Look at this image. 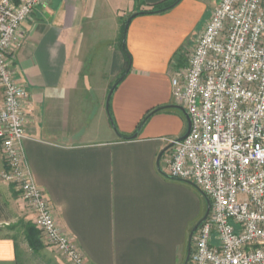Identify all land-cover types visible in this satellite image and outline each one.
Returning <instances> with one entry per match:
<instances>
[{"label":"crops","instance_id":"1","mask_svg":"<svg viewBox=\"0 0 264 264\" xmlns=\"http://www.w3.org/2000/svg\"><path fill=\"white\" fill-rule=\"evenodd\" d=\"M166 1L50 0L18 34L13 70L28 94L27 160L86 264H184L203 214L198 189L167 176L166 158L188 129L173 72L187 66L185 53L215 6L181 0L165 13L139 15L123 39L131 16ZM124 48L131 68L114 88ZM4 169L0 149V175ZM0 201L9 203L0 207V216L9 214L0 217V264H62L56 249L33 237L35 215L1 178ZM14 218L20 230L7 229Z\"/></svg>","mask_w":264,"mask_h":264},{"label":"built area","instance_id":"2","mask_svg":"<svg viewBox=\"0 0 264 264\" xmlns=\"http://www.w3.org/2000/svg\"><path fill=\"white\" fill-rule=\"evenodd\" d=\"M50 0H0L1 180L15 186L46 242L86 264L36 184L24 149V86L13 62L18 34ZM173 72L172 95L191 121L166 158L167 176L192 184L211 204L192 240L189 264H264V0H220Z\"/></svg>","mask_w":264,"mask_h":264},{"label":"trees","instance_id":"3","mask_svg":"<svg viewBox=\"0 0 264 264\" xmlns=\"http://www.w3.org/2000/svg\"><path fill=\"white\" fill-rule=\"evenodd\" d=\"M180 1H181V0H168V1L164 2V3L158 4V5L154 6V7H152L151 10H149V11H147V12H140V13H137V14L131 16V17L129 18V22H130L133 18H135V17H137V16H139V15H143V14H161V13H165V12H167V11L173 9V8H174V7L180 2ZM126 30H127V27L125 26V27H124V32H123V39L125 38ZM124 52H125V55H126V68H125L124 72L122 73L121 77L118 79L117 84H116V86H114V88L117 87V85H119V84L124 80V78H125L126 75L129 73L130 68H131V61H132L131 55L128 53V51H127L126 48H124ZM114 88H113V89H114ZM162 110H164V108H160V109H157V110H153V111H151V112H150V113L144 118V120L141 122L138 131L144 126V124L148 121V119H149L153 114H155V113H157V112H160V111H162ZM135 137H136V134H135L134 136H132V137H129V138H128V137H122V139H124V140H130V139H131V140H132V139H134ZM34 229H35V228L31 226V227L29 228V231L32 233L33 237L36 238V237H37V234L35 233Z\"/></svg>","mask_w":264,"mask_h":264},{"label":"rangeland","instance_id":"4","mask_svg":"<svg viewBox=\"0 0 264 264\" xmlns=\"http://www.w3.org/2000/svg\"><path fill=\"white\" fill-rule=\"evenodd\" d=\"M220 2V0H206V3H207V5L210 7V8H212V7H216L217 5H218V3ZM191 48V47H190ZM185 55H186V53H185ZM4 158V157H3ZM4 161H5V159H4ZM6 165V164H5ZM9 185V184H8ZM10 186H13V185H10ZM14 188H15V186H13ZM198 192H199V196H200V198H201V201H202V205H203V214H202V216H201V218L200 219H202L203 217H204V215H205V213H206V208H207V205H206V200H205V197L203 196V194L200 192V190H198ZM17 193L20 195V197H21V199H22V202L24 203V206L28 209V210H30V208H29V206H28V204L23 200V198H22V196H21V194H20V192H18V190H17ZM7 204H9V203H7L6 201H0V207L1 208H3V209H6L7 210ZM31 211V210H30ZM8 211H5V213H2L1 215L2 216H0L1 218H3V219H8V213H7ZM199 219V220H200ZM32 225H30V227H31ZM34 227H35V229H34V231H35V233L37 234V238H38V236H40L41 237V239H42V241L47 245V246H50L47 242H46V240L44 239V237H43V235H42V233H41V231L37 228V226H36V224H34ZM21 229L22 228V226H21V223L19 222V221H17L16 220V218H14V221L12 222V223H10V227L8 228L7 227V229L8 230H13V229ZM51 247V246H50ZM55 250V249H54ZM58 252V251H57ZM59 254V253H58ZM61 255V254H60ZM61 257V259H62V264H71V263H69L67 260H65L62 256H60Z\"/></svg>","mask_w":264,"mask_h":264},{"label":"water","instance_id":"5","mask_svg":"<svg viewBox=\"0 0 264 264\" xmlns=\"http://www.w3.org/2000/svg\"><path fill=\"white\" fill-rule=\"evenodd\" d=\"M128 24H129V20L126 23V27H128ZM178 108H180L186 114V118H187V122H188V129H187L186 134L183 137H181L180 139H178L176 142L183 141L189 135L190 130H191V121H190L189 116L187 115V113L184 110V108H182L181 106H178ZM173 147H174V143L171 144V146H169V148H167V151L170 150V149H172ZM161 156H160V158H161ZM203 196L205 197L206 205H207L206 213H205L204 217L198 221V223L194 226V228L192 229V231L190 233L189 243H188V252H187V257H186V260H185V263L184 264H189L190 257H191V251H192V240H193V236H194L195 232L201 226V224L204 221H206V219L208 218L209 213H210V208H211L210 200L204 194H203Z\"/></svg>","mask_w":264,"mask_h":264}]
</instances>
